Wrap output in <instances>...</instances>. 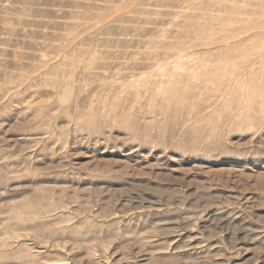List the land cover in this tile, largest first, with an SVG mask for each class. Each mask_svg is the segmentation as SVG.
<instances>
[{
	"label": "rangeland",
	"instance_id": "1",
	"mask_svg": "<svg viewBox=\"0 0 264 264\" xmlns=\"http://www.w3.org/2000/svg\"><path fill=\"white\" fill-rule=\"evenodd\" d=\"M0 264H264V0H0Z\"/></svg>",
	"mask_w": 264,
	"mask_h": 264
},
{
	"label": "bare ground",
	"instance_id": "2",
	"mask_svg": "<svg viewBox=\"0 0 264 264\" xmlns=\"http://www.w3.org/2000/svg\"><path fill=\"white\" fill-rule=\"evenodd\" d=\"M252 75V74H251ZM256 79V78H255ZM259 82V81H258Z\"/></svg>",
	"mask_w": 264,
	"mask_h": 264
}]
</instances>
